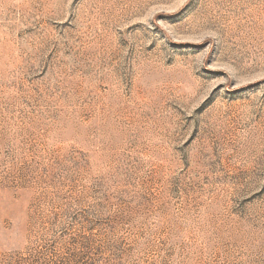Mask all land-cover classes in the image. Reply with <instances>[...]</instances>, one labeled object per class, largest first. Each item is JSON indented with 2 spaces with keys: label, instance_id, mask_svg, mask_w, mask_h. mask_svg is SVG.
Returning <instances> with one entry per match:
<instances>
[{
  "label": "rangeland",
  "instance_id": "374dc122",
  "mask_svg": "<svg viewBox=\"0 0 264 264\" xmlns=\"http://www.w3.org/2000/svg\"><path fill=\"white\" fill-rule=\"evenodd\" d=\"M0 264H264V0H0Z\"/></svg>",
  "mask_w": 264,
  "mask_h": 264
}]
</instances>
